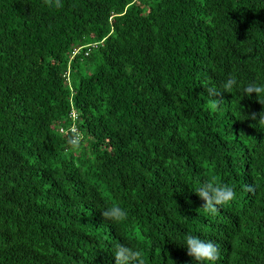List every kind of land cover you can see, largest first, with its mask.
Returning a JSON list of instances; mask_svg holds the SVG:
<instances>
[{
	"label": "trees",
	"instance_id": "obj_1",
	"mask_svg": "<svg viewBox=\"0 0 264 264\" xmlns=\"http://www.w3.org/2000/svg\"><path fill=\"white\" fill-rule=\"evenodd\" d=\"M61 3L0 0V264H115L118 243L198 264L189 234L264 264V105L243 93L264 85V0ZM213 178L236 198L210 215Z\"/></svg>",
	"mask_w": 264,
	"mask_h": 264
},
{
	"label": "clouds",
	"instance_id": "obj_2",
	"mask_svg": "<svg viewBox=\"0 0 264 264\" xmlns=\"http://www.w3.org/2000/svg\"><path fill=\"white\" fill-rule=\"evenodd\" d=\"M44 3L50 7H62L61 0H44ZM64 78L67 79L68 75L66 74ZM236 85V77L234 75H229L227 80L223 82L219 88L216 86H207L205 90L210 99L208 100L206 107L211 112H216L223 102V99L220 98L221 94L224 92H231ZM243 93L249 97L254 93L257 97L258 103L264 105V99L261 98L264 97V85L250 83L243 89ZM257 117L259 118L257 119ZM248 119L256 121L258 126L264 128V111H261L258 114L251 113L250 116H248ZM252 126L253 125H250V127ZM70 144L73 147L78 146L79 137L71 140ZM245 187L250 188V186L247 185ZM194 192L204 201V204L199 209H202L203 212L210 215L217 213L219 210L217 206L226 205L236 198V192L233 187L218 183L215 178L200 183L194 189ZM102 216L105 220L116 224L128 220L127 211L116 204L102 211ZM184 247L187 249V255L198 262V264H215V261L219 259V249L216 244L210 240H203L197 236L189 234L185 237ZM114 257L115 264H145L143 251L124 243H118L115 246ZM172 264H175V262L172 261Z\"/></svg>",
	"mask_w": 264,
	"mask_h": 264
},
{
	"label": "built area",
	"instance_id": "obj_3",
	"mask_svg": "<svg viewBox=\"0 0 264 264\" xmlns=\"http://www.w3.org/2000/svg\"><path fill=\"white\" fill-rule=\"evenodd\" d=\"M77 53V50H75L74 52H73V55H75ZM63 133V132H62ZM72 134H74V136H76L75 138H77V137H79V135L77 134V132H76V130L74 129V130H72V132H71ZM76 133V134H75Z\"/></svg>",
	"mask_w": 264,
	"mask_h": 264
},
{
	"label": "rangeland",
	"instance_id": "obj_4",
	"mask_svg": "<svg viewBox=\"0 0 264 264\" xmlns=\"http://www.w3.org/2000/svg\"><path fill=\"white\" fill-rule=\"evenodd\" d=\"M70 87V86H69Z\"/></svg>",
	"mask_w": 264,
	"mask_h": 264
}]
</instances>
